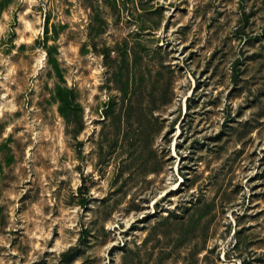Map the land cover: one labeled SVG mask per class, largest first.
Masks as SVG:
<instances>
[{
	"label": "rangeland",
	"instance_id": "374dc122",
	"mask_svg": "<svg viewBox=\"0 0 264 264\" xmlns=\"http://www.w3.org/2000/svg\"><path fill=\"white\" fill-rule=\"evenodd\" d=\"M0 264H264V0H0Z\"/></svg>",
	"mask_w": 264,
	"mask_h": 264
}]
</instances>
